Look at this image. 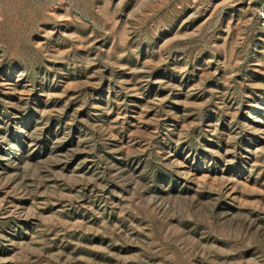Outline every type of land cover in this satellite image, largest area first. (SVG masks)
<instances>
[{
  "label": "rangeland",
  "instance_id": "374dc122",
  "mask_svg": "<svg viewBox=\"0 0 264 264\" xmlns=\"http://www.w3.org/2000/svg\"><path fill=\"white\" fill-rule=\"evenodd\" d=\"M0 264H264V0H0Z\"/></svg>",
  "mask_w": 264,
  "mask_h": 264
}]
</instances>
